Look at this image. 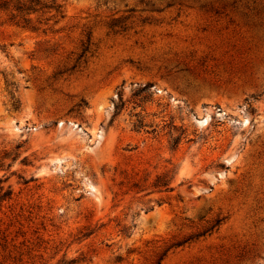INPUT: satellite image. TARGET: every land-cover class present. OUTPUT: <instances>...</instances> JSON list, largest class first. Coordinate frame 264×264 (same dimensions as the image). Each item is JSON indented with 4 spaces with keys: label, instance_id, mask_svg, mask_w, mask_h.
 <instances>
[{
    "label": "rangeland",
    "instance_id": "rangeland-1",
    "mask_svg": "<svg viewBox=\"0 0 264 264\" xmlns=\"http://www.w3.org/2000/svg\"><path fill=\"white\" fill-rule=\"evenodd\" d=\"M54 1L0 10V264H264V0Z\"/></svg>",
    "mask_w": 264,
    "mask_h": 264
},
{
    "label": "trees",
    "instance_id": "trees-1",
    "mask_svg": "<svg viewBox=\"0 0 264 264\" xmlns=\"http://www.w3.org/2000/svg\"><path fill=\"white\" fill-rule=\"evenodd\" d=\"M45 9H51L56 13H59L60 5L56 4L54 0H0V10L8 12L9 19L11 21H15L17 24L22 23L23 25H28L30 22L28 15L31 13L44 11ZM2 165L3 164L1 163L0 166ZM170 181L171 177H168V173L158 174L151 185L154 188H164V190H171L172 188L170 186ZM1 182L2 180L0 179V200L10 198L11 192L8 189H4L1 185ZM128 228L129 227L123 226L120 231L122 233H126ZM76 263L77 261L74 259L65 260L63 258L58 264Z\"/></svg>",
    "mask_w": 264,
    "mask_h": 264
}]
</instances>
